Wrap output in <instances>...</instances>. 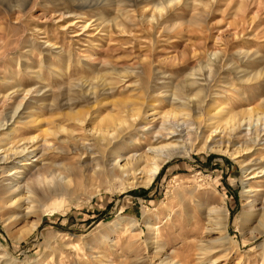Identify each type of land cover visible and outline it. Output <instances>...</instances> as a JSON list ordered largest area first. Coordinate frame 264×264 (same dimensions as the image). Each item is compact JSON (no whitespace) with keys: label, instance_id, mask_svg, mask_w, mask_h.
<instances>
[{"label":"rangeland","instance_id":"obj_1","mask_svg":"<svg viewBox=\"0 0 264 264\" xmlns=\"http://www.w3.org/2000/svg\"><path fill=\"white\" fill-rule=\"evenodd\" d=\"M154 1L0 0V120L15 124L0 148L58 125L78 134L70 117L94 123L141 103L182 113L184 102L200 125L218 109L264 122V0H177L161 13ZM44 159L76 164L72 154ZM5 176L0 168V264H264V179L251 182L258 201L243 213L245 178L229 156L195 148L147 187L76 171L80 186L43 204L40 226L19 242L32 216L8 206ZM223 201L230 241L220 247L211 209Z\"/></svg>","mask_w":264,"mask_h":264},{"label":"bare ground","instance_id":"obj_2","mask_svg":"<svg viewBox=\"0 0 264 264\" xmlns=\"http://www.w3.org/2000/svg\"><path fill=\"white\" fill-rule=\"evenodd\" d=\"M174 1L177 0L154 1L151 3L152 12L161 13ZM155 19L151 14L149 21L153 22ZM251 56V53L243 52L240 58L246 61ZM23 92L26 96L30 90ZM182 104L189 109L188 104L184 102ZM187 108L185 111L183 107L185 112L182 113L180 110L170 109L162 112L155 107L146 110L141 103L126 114L118 117L111 115L94 123H89L86 114H80L70 117L79 128L78 134L74 133L76 131L73 129L58 125L47 129L48 137L29 135L11 145L4 144L0 148V168L6 174L4 179L7 181L6 189L9 191L6 203L9 202V207L21 210V217L24 219L32 216L31 220H27L30 224L19 233L15 241L19 242L37 230L42 222V206L50 201L54 194L66 199L68 196L66 192H69L72 186H80L79 183H74L76 171L88 170L92 180L97 174L103 173L112 184L116 179H120L125 181L129 188L137 185L147 187L155 181L169 160L182 153L190 157L195 148L229 156L241 166L245 178L243 197L247 200L243 205V213L254 212L259 193L251 187V182L264 179V156L250 159V155L258 149H264L262 117L258 116V113L252 114L251 109L235 114L218 109L211 116V123L200 125L196 121L200 116L191 119L192 114ZM15 110L13 115L17 112V109ZM34 120L26 121L23 125H31L36 122ZM11 125H15L14 116L9 123L7 120H0V132ZM207 127L209 133L204 136ZM13 132L15 131L11 128L8 135L11 137ZM126 140L129 141V145H125ZM144 142H147V149L141 152L139 149ZM62 144L67 147H62ZM126 150L130 151L129 155H126ZM49 152L72 154L76 164L46 161L44 157ZM211 212L214 215L212 230L218 233L216 241L220 247H224L230 241L229 211L223 201L220 206L211 209ZM260 226L264 228V214ZM212 230L208 232L211 233ZM210 262L217 263L218 258Z\"/></svg>","mask_w":264,"mask_h":264}]
</instances>
